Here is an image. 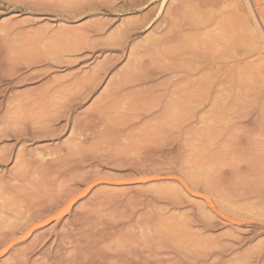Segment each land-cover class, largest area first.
Masks as SVG:
<instances>
[{
	"label": "rangeland",
	"instance_id": "1",
	"mask_svg": "<svg viewBox=\"0 0 264 264\" xmlns=\"http://www.w3.org/2000/svg\"><path fill=\"white\" fill-rule=\"evenodd\" d=\"M252 1L0 0V264H264Z\"/></svg>",
	"mask_w": 264,
	"mask_h": 264
},
{
	"label": "bare ground",
	"instance_id": "2",
	"mask_svg": "<svg viewBox=\"0 0 264 264\" xmlns=\"http://www.w3.org/2000/svg\"><path fill=\"white\" fill-rule=\"evenodd\" d=\"M250 2H252V4H253V1H252V0H250ZM252 6L255 7V3H254ZM252 8H253V7H252ZM254 13H255V12H254ZM256 16H257V18H260V19L263 20V22H264V15L261 14L257 9H256ZM263 25H264V24H263ZM170 29H171V28H170ZM125 33H126V32H125ZM161 34H162V33H161ZM174 46H175V45H174ZM171 47H172V46H171ZM171 47H170V49H171ZM176 48H178V47H176ZM176 48H174V49H176ZM179 48H180V46H179ZM174 49L172 48V50L169 51L168 53L173 52ZM165 51H166V50H165ZM179 51H180V50H179ZM160 52H161V50H160ZM174 52H175V51H174ZM165 55H166V53H165ZM133 61H134V60H133ZM138 64H139V63H138ZM138 66H139V65H138ZM136 67H137V65H136ZM167 68H168V67H167ZM131 70H132V69H131ZM133 70H134V69H133ZM133 70H132V71H133ZM140 70H141V69H140ZM136 73H137V72H136ZM136 73H135V75H136ZM123 74H124V72H123ZM130 75H131V74H130ZM133 75H134V74H133ZM133 75L131 76L132 78H133ZM135 75H134V76H135ZM124 76H125V75H124ZM127 77H128V76H127ZM123 78H124V77H123ZM91 79H92V78H91ZM129 80H130V79H129ZM134 82H135V81H134ZM139 82H140V81H139ZM89 83H90V82H89ZM92 84H93V83H92ZM89 87H90V86H89ZM115 91H116V90H115ZM133 93H134V92H133ZM134 94H135V93H134ZM135 95H136V94H135ZM135 95H132V97H134ZM138 96H140V97L142 98L141 95H138ZM111 97H112V96H111ZM115 97L117 98V96H115ZM140 97H139V100H142V99H140ZM143 97H144V96H143ZM122 98H124V97H122ZM131 100H132V99H131ZM133 100H134V99H133ZM136 100H137V98H136ZM142 101H143V100H142ZM142 101H141V102H142ZM116 102H118V101H116ZM137 102H138V100H137ZM139 102H140V101H139ZM173 104H175V103H173ZM141 105H143V104H140L139 106H141ZM133 106H134V103H133ZM148 106H149V105H148ZM110 107H111V106H110ZM110 107H109V108H110ZM137 107H138V106H137ZM137 107H135V109H137ZM144 107H146V105L142 106V108H144ZM171 107H172V104H171ZM176 107H177V106H176ZM111 108L113 109V112H114V108H113V106H112ZM118 108H119V107H118ZM146 108H147V107H146ZM173 108L176 110V108H175L174 106H173ZM112 109H111V110H112ZM138 109L140 110L141 108H138ZM138 109H137V110H138ZM105 110H106V109H105ZM105 110H104V113H105ZM116 110H117V109H116ZM125 110H126V109H125ZM106 111H107V110H106ZM118 111H119V110H118ZM134 111H135V110H134ZM148 111H149V110H148ZM115 113H116V112H115ZM115 113H114V114H115ZM178 113H179V112H177V114H178ZM106 114H107V112H106ZM106 114H105V117L107 118ZM108 114H109V113H108ZM108 114H107V115H108ZM177 114H176V115H177ZM97 116H98V115H97ZM109 116H110V115H109ZM109 116H108V118H107L106 120H109ZM179 116H180V114H179ZM122 117H123V116H122ZM110 118H111V116H110ZM112 118H114V117L112 116ZM115 118L117 119V120L115 121V123H114L115 125H121V124H122V120H123V121H126V119H122V120L118 119V118H117V115H116ZM115 118H114V119H115ZM161 118H162V117H161ZM102 119L104 120V118H102ZM165 119H166V118H165ZM98 120H99V118H98ZM168 120H169V123H172V122L170 121V119H168ZM168 120H167V121H168ZM129 121H130V120H129ZM129 121H128V122H129ZM105 122H106V121H105ZM169 123H168V124H169ZM13 124H14V123H13ZM15 124H16V123H15ZM101 124H102V121H101ZM107 124H108V122H107ZM109 124H111V122H110ZM124 124H125V122H124ZM112 125H113V124L110 125V126H111V127H110L111 129H112ZM122 125H123V124H122ZM122 125H121V126H122ZM155 125H157V124H155ZM172 125H173V124H171V126H172ZM89 126H90V125H89ZM98 126H100V125H98ZM98 126H97V127H98ZM107 126H108V125H107ZM121 126H119V127H121ZM165 126L168 127L167 125H165ZM171 126H169V127H171ZM86 127H87V126H86ZM147 127H148V126H147ZM153 127H154V125H153ZM166 127H165V128H166ZM169 127H168V128H169ZM148 128H149V127H148ZM150 128L153 129L152 126H150ZM150 128H149V131H150V135H151V130H150ZM157 128H158V127H156V129H157ZM161 128H162V127H161ZM90 129H91V128H90ZM106 129H107V128H106ZM154 129H155V127H154ZM166 129H167V128H166ZM169 129H170V128H169ZM174 129H175V127H174ZM144 130L147 131V129H145V128H144ZM167 130H168V129H167ZM113 131H114V130H113ZM154 131H155V130H154ZM168 131L170 132V135H171V131H173V130H168ZM177 131H179V130H177ZM107 132H108V131H107ZM113 133H114V132H113ZM142 133L144 134L145 131H143ZM175 133H176V131H174V134H173V135H175ZM102 134H103V133H102ZM110 134H111V133H110ZM140 134H141V132H140ZM147 134H148V133H147ZM147 134H146V135H147ZM164 134H165V133H164ZM83 135H85V134H83ZM126 135H127V134H126ZM132 135H133V134H132ZM177 135H178V134H177ZM158 136H159V135H158ZM120 137H121V136H120ZM124 137H125V136H124ZM144 137H147V136L144 135ZM171 137H172V136H171ZM100 138H101V136H100ZM103 138H104V136L102 137V142H104V141L106 140V136H105V139H104V140H103ZM110 138H111V137H110ZM121 138H122V137H121ZM129 138H130V137H128V141H129ZM142 138H143V137H142ZM165 138L170 139V137L168 138V136H165ZM84 139H86V138H84ZM89 139H90V137H89ZM111 139L113 140V138H111ZM122 139H123V138H122ZM160 139L162 140V138H160ZM98 140H99V139H98ZM100 140H101V139H100ZM137 140H138V139H137ZM140 140H141V137L139 138V141H140ZM150 140H152V138H150ZM156 140L158 141V138H157ZM79 141H80V139H79ZM96 141H97V139H96ZM110 141H111V140H110ZM163 141H165V140H162L161 144L163 143ZM73 142H75V140H73ZM73 142H72V143H73ZM97 142H98V141H97ZM106 142H108V141H106ZM147 142H148V141H147ZM154 142H155V141H154ZM83 143H84V141H83ZM93 143H94V142H93ZM113 143H114V142H113ZM115 143H116V141H115ZM142 143H143V141H142ZM144 143H146V142H144ZM157 143H159V141H158ZM157 143H156V144H157ZM80 144H81V141H80ZM100 144H101V143H100ZM105 144H106V143H105ZM138 144H139V143H138ZM147 144H148V143H147ZM77 145H78V144H77ZM83 145H84V144H83ZM97 145H99V144H97ZM113 145H114V144H113ZM136 145H137V144H136ZM78 146H79V145H78ZM161 146H162V145H161ZM74 147H75V146H74ZM74 147H73V148H74ZM86 147H87V146H86ZM101 147H102V145H101ZM124 147L127 148L128 146L125 145ZM138 147L141 148L140 145H138ZM138 147H137L136 149H138ZM157 147H159V146L157 145ZM157 147H156V149H157ZM162 147H164V146H162ZM73 148H72V149H73ZM80 148L82 149L81 146L78 147L79 150H81ZM99 148H100V147H99ZM99 148H98V150H99ZM115 148H116V149L118 148V150H120V147H119V146H116ZM121 148H122V147H121ZM133 148H134V147H133ZM133 148H131V149H133ZM143 148H145V146H144ZM143 148H141V149H143ZM70 149H71V148H70ZM106 149H107V148H106ZM111 149H113V148L111 147ZM116 149H114V150H116ZM79 150H78V152H79ZM104 150H105V149H104ZM135 151H136V150H135ZM82 152H84V151H82ZM121 152H122V150H121ZM55 153H56V152H55ZM74 153H75V151H74ZM80 153H81V152H80ZM80 153L78 154V156H80ZM111 153L113 154V152L110 151V159H111ZM116 153H117V152H116ZM116 153H115V154H116ZM118 153H120V151H119ZM118 153H117V154H118ZM127 153H128V150H127ZM234 153H235V152H234ZM66 154H69V153H66ZM106 154H107V153H106ZM120 154H122V153H120ZM123 154H124V153H123ZM138 154H139V153H137V155H138ZM232 154H233V152H232ZM30 155H31V154H30ZM113 155H114V154H113ZM113 155H112V157H113ZM125 155H126V154H125ZM125 155H124V156H125ZM134 155H135V154H134ZM236 155H237V153H236ZM63 156H64V155H62V157H63ZM72 156H73V155H72ZM78 156H77V152H76V155H75L74 158L76 159V157H78ZM127 156H128V155H127ZM130 156H131V155H130ZM135 156H136V155H135ZM148 156H149V155H148ZM157 156H158V155H157ZM67 157H69V155H68ZM67 157H65V158H67ZM119 157H120V156H119ZM238 157H239V156H238ZM63 158H64V157H63ZM70 158H71V159H70V161H71V160L73 159V157H71V155H70ZM129 158H130V157H129ZM136 158H137V157H136ZM142 158H143V157H142ZM230 158L232 159V156H231ZM42 159H43V158H42ZM67 159H68V158H67ZM75 159H74V161H76ZM81 159H82V158H81ZM96 159H97V158H96ZM110 159H109V162H111ZM113 159H114V157H113ZM119 159H120V158H119ZM131 159H132V157H131ZM236 159L238 160L239 158H236ZM61 160H62V159H61ZM63 160H64V159H63ZM79 160H80V158H79ZM90 160H91V159H90ZM92 160H93V158H92ZM92 160H91V162H92ZM120 160H122V159H120ZM64 161H65V160H64ZM106 161H107V160H106ZM125 161H126V160H125ZM132 161H133V160H132ZM232 161H233V160H232ZM56 162H57V161H56ZM56 162H54V163H56ZM62 162H63V161H62ZM72 162H73V161H72ZM72 162H71V163H72ZM76 162H78V160H77ZM79 162H82V161H79ZM88 162H89V160H88ZM104 162H105V161H104ZM233 162H234V161H233ZM235 162H236V161H235ZM68 163H70L69 160H68ZM85 163H87V162H85ZM85 163H84V164H85ZM129 163H130V161H129ZM56 164H57V163H56ZM58 164H59V161H58ZM76 164H77V163H76ZM76 164L74 165L75 167H76ZM79 164H80V163H79ZM79 164H78V165H79ZM133 164H134V163H133ZM233 164H235V163H233ZM52 165H53V164H52ZM78 165H77V167H78ZM82 165H83V162H82ZM85 165H86V164H85ZM136 165H137V164H136ZM43 166H44V165H43ZM71 166H72V165H71ZM79 166H80V165H79ZM44 167H45V166H44ZM49 167H50V166H49ZM56 167H57V166H56ZM56 167L54 166L55 169H56ZM77 167H76V168H77ZM140 167H141V166H140ZM72 168H73V167H72ZM76 168H75V169H76ZM38 169H39V168H38ZM38 169L35 170V171H38ZM40 169H41V168H40ZM40 169H39V171H40ZM59 170H60V169H59ZM61 170H62V169H61ZM64 171H66V170H64ZM81 171H82V170H81ZM135 171H136L137 173H139L137 170H135ZM33 172H34V171H33ZM77 172H78V171H77ZM34 173H35V172H34ZM53 173H54V171H53ZM62 173H63V172H62ZM60 174H61V172H60ZM63 174H65V173H63ZM66 174H67V173H66ZM66 174H65V176H66ZM79 174H80V173H78V177H80ZM48 175H51V174H47V176H48ZM57 175H58V174H57ZM57 175H56V176H57ZM61 175H62V174H61ZM70 175H71V174H69V176H70ZM44 176H46V174H44ZM44 176H43V178H45ZM53 176H54V175H53ZM239 176H241V175H239ZM67 177H68V176H67ZM237 177H238V176H237ZM46 178H47V177H46ZM68 178H69V177H68ZM74 178H75V177H74ZM242 178H243V177L241 176V179H240V180H242ZM40 179L42 180V176L40 177ZM57 179H58V178H57ZM72 179H73V178H72ZM85 179H86V178H85ZM238 179H239V178H238ZM244 179H245V178H244ZM76 180H77V178H76ZM78 180H79V179H78ZM245 180H246V179H245ZM44 181H46V180H44ZM37 182H38V181H37ZM78 182H79V181H78ZM242 182H243V180H242ZM43 183H44V182H43ZM43 183H42V184H43ZM73 183H75V182H73ZM233 183H235V182L233 181ZM40 184H41V183H40ZM44 184H45V183H44ZM76 184H77V182H76ZM229 185H230V184H229ZM234 185H235V184H234ZM35 186H36V183H35ZM242 186H243V184H242ZM244 186H245V182H244ZM229 187H230V186H228V190H229ZM63 188H65V187L63 186ZM63 188H62V189H63ZM235 188H236V187H235ZM32 189H33V188H32ZM85 189H86V188H85ZM230 189H232V187H231ZM64 190H65V189H63V191H64ZM33 191H34V189H33ZM60 191H61V190H60ZM82 191H83V190H82ZM28 192H29V191H28ZM34 192H35V191H34ZM34 192H33V193H34ZM58 192H59V191H58ZM235 192H236V191H235ZM235 192H234V193H235ZM238 192H239V191H238ZM37 193H38V190L36 191V193H35L36 195H35V196H38ZM29 194H30V193H29ZM29 194H27V196H28ZM31 194H32V193H31ZM55 194H56V193H55ZM61 195H62V197H63V194H61ZM58 196H59V195H58ZM232 196H233V194H232ZM232 196H231V197H232ZM39 198H40V196H39ZM69 198H70V196H69ZM26 199H27V198H26ZM36 199H37V198H36ZM36 199H35V200H36ZM108 199H109V198H108ZM65 200H66V199H65ZM69 200H70V199H69ZM63 202H64V201H63ZM73 203H74V202H73ZM7 205H8V204H7ZM50 205H51V204H50ZM53 205H54V204H53ZM123 205H124V204H123ZM123 205H122V206H123ZM70 206H71V205H70ZM100 206H101V205H100ZM68 208H69V207H68ZM119 208H120V206H119ZM59 209H60V208H59ZM39 210H40V209H39ZM36 211H37V210H36ZM69 211H70V210H69ZM68 213H69V212H68ZM42 214H43V212H42ZM64 215H65V214H64ZM69 215H70V214H69ZM32 216H33V213H32ZM34 216H36V215H34ZM74 216H75V215H74ZM26 217H27V216H26ZM26 217H25V218H26ZM63 217H64V216H63ZM63 217H62V218H63ZM0 218H1V217H0ZM27 218H28V217H27ZM33 218H34V217H33ZM33 218H32V219H33ZM75 218H76V217H75ZM82 218L85 219V217H82ZM34 219H35V218H34ZM34 219H33V220H34ZM36 219H38V218H36ZM56 219H58V218L56 217ZM56 219H53V220H55V222H56ZM90 219H91V218H90ZM20 220H22V219H20ZM59 220H60V219H59ZM85 220H86V219H85ZM5 221H6V220H5ZM27 221H28V222H27V225H28V223H29V219H28ZM31 221H32V220H31ZM79 221H80V220H79ZM168 221H169V220H168ZM7 222H8V220H7ZM7 222H6V223H7ZM82 222H83V221H82ZM4 223H5V222H4ZM6 223L3 224V225H6ZM8 223H9V222H8ZM34 223H36V222H34ZM34 223L32 222V224H34ZM44 223H45V222H44ZM163 223H164V225H165V224L167 225V223H165V222H163ZM176 223H177V222H176ZM9 224H10V223H9ZM22 224H23V223H22ZM32 224H31V225H32ZM79 224H80V223H79ZM81 224H82V223H81ZM111 224H112V223H111ZM173 224H174V223H173ZM173 224H172V225H173ZM177 224H178V223H177ZM3 225H2V226H3ZM74 225H75V224H74ZM74 225H73V226H74ZM172 225H170V226H171V228H170L171 230H172ZM24 226H25V223H24ZM95 226H97V225L95 224ZM167 226H168V225H167ZM170 226H168V227H170ZM174 226H175V225H174ZM178 226H179V224H178ZM26 227H27V229H28V226H26ZM26 227H24V228H26ZM77 227H78V226H77ZM77 227H76V225H75V228H77ZM80 227H81V226H80ZM179 227H180V226H179ZM36 228H37V227H36ZM78 228H79V227H78ZM87 228H88V226H87ZM98 228H99V226H98ZM29 229H30V227H29ZM80 229H82V228H80ZM170 229H169V230H170ZM174 229H175V228H174ZM179 229H180V228H179ZM24 230H25V229H24ZM70 230H71V229H70ZM76 230H78V229H75V231H76ZM82 230H83V229H82ZM17 231H18V230H17ZM84 231H85V230H84ZM89 231H90V230H89ZM172 231H173V232H174V231H178V229H177V230L175 229V230H172ZM172 231H171V232H172ZM23 232H24V231H23ZM68 232H69V231H68ZM73 232H74V231H73ZM78 232L80 233L81 230H79ZM90 232H91V231H90ZM102 232H103V231H102ZM165 232H166V231H165ZM171 232H170L168 235H171ZM178 232H179V231H178ZM21 233H22V232H21ZM69 233H70V232H69ZM7 234H8V231H7ZM18 234H19V233H18ZM22 234H24V233H22ZM71 234H72V233H71ZM117 234H118V233H117ZM179 234H180V232H179ZM1 235H3V234H1ZM1 235H0V238H1ZM12 235H13V234H12ZM75 235H77V234H75ZM95 235H96V234H95ZM101 235H102V234H101ZM108 235H109V234H108ZM174 235H176V234H174ZM174 235H172V236H174ZM24 236H25V234H24ZM176 236H177V235H176ZM5 237H6V236H5ZM7 237H8V236H7ZM12 237H13V236H12ZM26 237H27V235H26ZM68 237H69V239H70V236H68ZM68 237H67V238H68ZM3 238H4V237L2 236V239H3ZM98 238H99V237H98ZM179 238H180V236H179ZM6 239H7V238H6ZM8 239H9V238H8ZM36 239H41V238H40V237H37ZM56 239H57V237H56ZM69 239H68V240H69ZM85 239H86V238H85ZM176 239H177V238H176ZM81 240H82V239H81ZM104 240H105V239H104ZM108 240H109V239H108ZM119 240H120V239H119ZM119 240H118V241H119ZM4 241H5V239H4ZM10 241H12V240L10 239ZM69 241H70V240H69ZM120 241H121V240H120ZM34 242L36 243L37 241L35 240ZM59 242H60V241H59ZM80 242H81V241H80ZM80 242H79V243H80ZM102 242H103V241H102ZM0 243H1V242H0ZM6 243H7V242H6ZM35 243H34V245H35ZM38 243H39V241H38ZM38 243H37V244H38ZM82 243H84V242H82ZM85 243H86V242H85ZM87 243H89V242H87ZM87 243H86V244H87ZM92 243H93V242H92ZM7 244H9V243H7ZM37 244H36V247H37ZM3 245H4V243H3ZM113 245H114V247H115V243H114ZM119 245H120V244H119ZM143 245H144V244H143ZM13 246H14V245H13ZM39 246H40V245H39ZM116 246H117V244H116ZM120 246H121L120 249L124 248V247H122V245H120ZM146 246H147V245H146ZM146 246H145V247H146ZM27 247H28V246H27ZM36 247H35V248H36ZM57 247H59V246H57ZM85 247H86V245H85ZM95 247H97V246H95ZM110 247H112V246H110ZM114 247H113V248H114ZM127 247H128V246H127ZM77 248H78V247H77ZM86 248H87V247H86ZM88 248H89V247H88ZM106 248H107V247H106ZM108 248H109V247H108ZM108 248H107V249H108ZM116 248H117V247H116ZM118 248H119V247H118ZM32 249H33V248H32ZM59 249H60V248H59ZM79 249H80V247H79ZM91 249H92V248H91ZM107 249H106V250H107ZM128 249H129V247H128ZM132 249H134V248H132ZM83 250H84V249H83ZM100 250H101V249H100ZM115 250H116V249H115ZM115 250H114V252H115ZM122 250H123V253H124V249H122ZM125 250H126V249H125ZM22 251H23V250H22ZM34 251H35V250H34ZM90 251H91V250H90ZM116 251H119V250H116ZM120 251H121V250H120ZM129 251L131 252L132 250H129ZM2 252H3V250H2ZM25 252H26V251H25ZM86 252H87V249H86V251L84 250V253H85V254H87ZM130 252H129V254H130ZM96 253H97V252H96ZM118 253H119V252H118ZM118 253L116 252V254H118ZM90 254H91V253H90ZM94 255H95V254H94ZM76 256H77V255H76ZM83 256H84V254H83ZM85 256H88V255H85ZM85 256H84V258H85ZM89 256H91V255H89ZM98 256H99V255H96V257H93V255H92V256H91V259H92V257H93V258H97ZM111 256H112V255H111ZM20 257H21V256H20ZM22 257H23V256H22ZM63 257H64V256H63ZM69 257H70V255H69ZM79 257H80V256H79ZM108 257H109V256H108ZM84 258H82V259H84ZM89 258H90V257H89ZM105 258H106V257H105ZM80 259H81V258H80ZM82 259H81V260H82ZM122 259H123V258H122ZM17 260H18V259H17ZM20 260H21V259H20ZM20 260H19V261H20ZM92 260L94 261V259H92ZM97 260H98V259H97ZM19 261H16V262H19ZM77 261H78V260H77ZM127 261H128V260H127ZM145 261H146V259H145ZM112 262H113V261H112ZM21 263H22V261H21ZM92 263H93V262H92ZM92 263H91V264H92ZM95 263H97V262L95 261ZM95 263H94V264H95ZM106 263H107V262H106ZM52 264H53V263H52ZM98 264H100V263H98Z\"/></svg>",
	"mask_w": 264,
	"mask_h": 264
}]
</instances>
